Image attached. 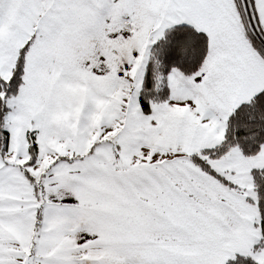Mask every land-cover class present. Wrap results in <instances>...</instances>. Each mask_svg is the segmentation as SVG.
I'll return each instance as SVG.
<instances>
[{"label": "snow or ice", "instance_id": "obj_1", "mask_svg": "<svg viewBox=\"0 0 264 264\" xmlns=\"http://www.w3.org/2000/svg\"><path fill=\"white\" fill-rule=\"evenodd\" d=\"M0 264H264V0H0Z\"/></svg>", "mask_w": 264, "mask_h": 264}]
</instances>
